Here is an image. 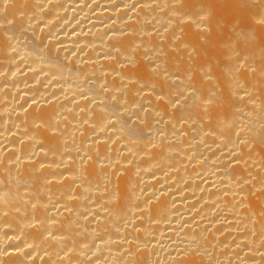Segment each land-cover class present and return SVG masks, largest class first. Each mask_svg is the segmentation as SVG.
<instances>
[{"label": "bare ground", "instance_id": "bare-ground-1", "mask_svg": "<svg viewBox=\"0 0 264 264\" xmlns=\"http://www.w3.org/2000/svg\"><path fill=\"white\" fill-rule=\"evenodd\" d=\"M0 264H264V0H0Z\"/></svg>", "mask_w": 264, "mask_h": 264}]
</instances>
